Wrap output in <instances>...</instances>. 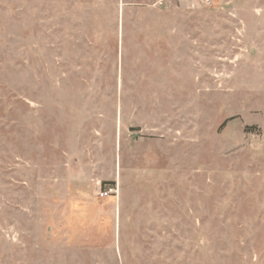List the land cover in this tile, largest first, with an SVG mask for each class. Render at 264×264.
I'll return each mask as SVG.
<instances>
[{
    "label": "rangeland",
    "instance_id": "obj_1",
    "mask_svg": "<svg viewBox=\"0 0 264 264\" xmlns=\"http://www.w3.org/2000/svg\"><path fill=\"white\" fill-rule=\"evenodd\" d=\"M0 264H264V0H0Z\"/></svg>",
    "mask_w": 264,
    "mask_h": 264
},
{
    "label": "built area",
    "instance_id": "obj_2",
    "mask_svg": "<svg viewBox=\"0 0 264 264\" xmlns=\"http://www.w3.org/2000/svg\"><path fill=\"white\" fill-rule=\"evenodd\" d=\"M117 194V189L113 184L105 185L104 187L99 188L98 196L101 199L109 198Z\"/></svg>",
    "mask_w": 264,
    "mask_h": 264
}]
</instances>
